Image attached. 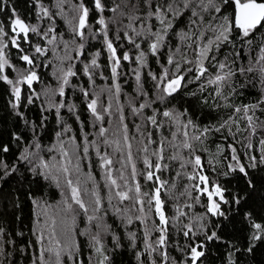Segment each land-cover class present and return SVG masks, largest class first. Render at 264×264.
Returning <instances> with one entry per match:
<instances>
[{
    "label": "snow or ice",
    "instance_id": "snow-or-ice-1",
    "mask_svg": "<svg viewBox=\"0 0 264 264\" xmlns=\"http://www.w3.org/2000/svg\"><path fill=\"white\" fill-rule=\"evenodd\" d=\"M37 3L40 8L37 18H47L54 25V16L60 15L68 25L70 39H64L54 26L41 31L38 24L26 22L14 10L8 25L11 35L0 22V81L10 86L14 98L12 107L19 109L22 100H26L27 106L43 99L41 113L55 110L59 122L64 124L51 146L42 145L37 126L31 124L34 138L23 146L17 157L33 175L50 181L61 193V200L56 204L47 201L40 204L33 199V203L42 208L43 220L37 216L33 234L38 248L32 264H66V257L72 264H85L77 236L85 237L91 250L86 257L87 264H110L102 237L110 235L116 247H120V237L105 219L110 212L125 227L139 221L143 228L144 252L149 257L158 254L162 264H177L167 252L172 235L170 229L191 238L192 242L179 250L185 255L183 264L189 261L197 264L204 256L205 244L197 242L195 237L203 234L207 241L218 239L215 231L208 234L204 222L209 214L223 216L221 204L228 201L224 196L225 190L210 180L205 172L206 165L198 153L201 150L206 152L207 148L199 149L196 145L205 144L211 134L222 133V130H227L235 141L237 133L242 131L236 119V114L241 112L247 120L243 131H247L249 136L256 135L258 129L264 130V121L257 123L258 118L255 117L257 110L264 112L261 107L264 105V0H111V6L102 0H93L95 12L99 14L95 24L99 28L90 22L92 9L84 0H76L75 3L73 0H55L57 13H52L39 0ZM65 6H68L67 12ZM105 11L112 15L106 17ZM179 22H183V27L177 30ZM30 34L45 39L46 45L53 47L33 43ZM173 36L179 42L175 47L171 44ZM95 40L102 41L108 54L112 83L92 92L80 88L91 116V130L84 131L79 141L75 135L64 140L62 136L71 133L72 128L64 123L60 115L62 108H67L75 116L82 131L84 122L75 104H66L63 99L57 101L56 96L63 98L66 87H74L71 78L78 72L73 61L84 56L89 42ZM117 42L121 48L124 42L131 48L119 55ZM10 45L16 49L24 67L12 63L8 54ZM23 45H29L31 53L26 52ZM180 45L191 50V58ZM132 49L135 50L134 55L131 54ZM49 52L52 58H48ZM71 52L76 53L75 57ZM99 56L100 51L97 50L92 53L90 61H81L83 74L93 86L96 70L101 68ZM162 56L165 57L164 62H161ZM149 57L155 58L159 72L151 68ZM53 60L57 61L54 65ZM122 61L135 63L131 69L135 81L131 94L124 93L120 83L121 77L127 75L123 72ZM50 65L53 66L52 76L56 84L46 83L37 92L34 83L43 82L38 69ZM145 71L152 82L150 89L145 87ZM238 77L241 79L237 80ZM100 78L108 79L103 72H100ZM197 82H201L198 84L200 91H204L206 86H215L214 98H222L225 101L223 106L233 109L227 119L201 128L190 117L188 109L179 111L169 106L177 93ZM256 82L261 85L256 103L240 106L227 103L228 97L223 91L225 85L232 93H237V85L239 88L255 87ZM105 93L107 103L101 100ZM122 94L126 96V103L120 102ZM190 95L195 97L197 93L191 92ZM203 103L207 104L206 98ZM17 115L24 118L22 112L17 111ZM46 119L42 115L40 127ZM24 122L29 124L27 119ZM233 125L236 126L235 132L232 131ZM14 139L21 141L22 137L14 136ZM227 139L224 137L225 141ZM259 145L260 163L264 164V139H260ZM244 147L251 149L253 145L249 141ZM227 150L231 161L235 162H229L228 169L247 175L234 143H229ZM8 151L4 146L3 152ZM225 151L223 145L217 144V155ZM93 157L106 189L103 197L100 181L93 174ZM214 159L215 156L209 159L207 166H212ZM248 159L252 162L250 166L256 167V157L249 156ZM0 170L6 177L18 169L15 164L9 169L8 164L0 159ZM212 170L215 171V167ZM165 173H172L171 183L164 178ZM181 180L187 183L177 192ZM193 192L197 195L193 196ZM201 197L207 200L203 204L204 214L193 211L190 215L185 211L201 204ZM181 198H185L183 203ZM168 201L173 202L171 216L166 212ZM235 202L239 203V200ZM81 216L88 224L82 230L77 223ZM248 216L250 219L251 214ZM252 228L251 242L264 239V225L253 221ZM154 233H158L155 239L152 238ZM128 239L135 248L136 232H128ZM253 246L254 243H250L247 250L251 252ZM3 255L0 247V256ZM141 255L143 253H137L138 264H143ZM151 264H157L154 258Z\"/></svg>",
    "mask_w": 264,
    "mask_h": 264
},
{
    "label": "trees",
    "instance_id": "trees-1",
    "mask_svg": "<svg viewBox=\"0 0 264 264\" xmlns=\"http://www.w3.org/2000/svg\"><path fill=\"white\" fill-rule=\"evenodd\" d=\"M75 3L76 0H73ZM86 6L92 9L90 13V22L94 24L95 28H99V25L95 24V19L98 17V13L95 12L93 0H84ZM107 6H111V0H102ZM44 7L49 8L52 13H57L58 9L54 7L55 0H39ZM13 10L15 13L23 20L30 24H38L41 31L47 29L49 26H54L57 33H62L64 39H70V32L66 21L60 16H54V25L52 21L47 18L44 20H39L38 14H40V8L38 6L37 0H0V22L5 25V30L9 31V22L12 18ZM68 11V6L64 9ZM104 15L110 17L112 13L105 11ZM183 27V22H179L177 25V30ZM112 26L110 25V29ZM264 31V30H262ZM9 35L11 32L9 31ZM110 37L113 36L112 31L109 32ZM30 38L33 43H40L42 46H47L49 48L53 46L46 45V40L41 39L39 36L30 34ZM59 40V37H58ZM171 44L175 47L179 44L176 37L171 38ZM26 52L31 53V48L29 45H23ZM118 48V54L122 55L123 51L131 48L126 42H124V47L121 48L119 42L116 43ZM182 50L188 52L191 58L192 53L190 49H186L185 46L180 45ZM9 51V56L13 64L17 67H24L23 62L19 61L18 53L16 49L11 48ZM237 48H239V43H237ZM100 51V56L98 58V63L101 68L96 70L94 76L95 86L91 85L88 78L83 74L82 68L83 64L81 61L88 62L92 58V53ZM64 55L63 52L59 53ZM75 57L76 53H70ZM132 55L135 54V50L132 49ZM107 52L104 49V45L101 40L90 41L86 47L84 56L80 57L78 60L73 62L76 65V70L78 72L76 77L71 78V84L74 87H66L65 97L61 98L56 96V100H64L66 104H75L77 106V112L80 115L81 121L84 122V129L81 130L80 122L75 119L67 108H62L60 110V115L63 117L64 123L70 125L72 132L62 136V139L67 140L70 135H75L77 140L83 135L84 131H90L91 116L86 108V101L80 92V88L89 89L90 92L98 91V88L105 85H110L111 73L108 67ZM48 58L51 57V52L48 54ZM223 57L221 56L220 59ZM179 59V56L177 57ZM165 57H161V62H164ZM57 61L53 60V65ZM149 64L151 68L159 72V66L155 62L154 57H149ZM123 72L127 73L126 76H122L120 83L124 90V93H133V88L135 87V81L132 76L131 69L135 67V63L123 62ZM53 66L40 67L38 69V74L42 77V83H34L33 87L37 92H40L46 83L55 86L56 81L52 76ZM214 71V70H213ZM100 72H103L104 77L108 79H101ZM15 73H13V76ZM144 78L147 80L145 84L146 88L151 87V80L147 78V72L144 73ZM241 78H237L240 80ZM203 82V81H201ZM201 82L189 84L187 88L183 89L181 92L175 95L174 99H171L170 107H175L179 111L188 109L190 117L196 121V123L203 128L209 124L217 125L220 121L228 118L229 115L233 113L232 108L224 107L225 101L220 97L214 98V87L206 86L204 91H200L198 84ZM234 83H236L234 81ZM261 85L256 82V86L252 87L249 85L246 88H239L237 85V93H232L231 89L225 85L224 95L228 97L227 103H231L235 106H240L243 104L256 103L260 97ZM26 90V88H25ZM191 92H196L197 95L193 97L190 95ZM92 98V97H90ZM207 99V104L203 103L204 99ZM13 96L11 94L10 86L0 81V159H3L9 166V169L15 164L17 166V171L12 172L11 175L4 176V172L0 170V247L3 248L4 255L0 256V264H32L33 256L37 252L38 245H36V238L33 234L36 230V219L37 216L41 217L43 220L42 208L37 204L33 203V199L43 204L45 201L56 204L61 200L60 189H58L50 181L44 180L40 176L33 175L31 171L28 170L26 165L21 164L17 157L20 154L23 146L32 141L33 132L31 124L37 126V131L40 136L42 145L51 146L56 142V133L61 131L64 124L60 123L55 110L41 113L40 105L43 99L37 100L32 105H26V100H22L19 109H14L12 107ZM107 94L101 96V100L107 103ZM121 103H126V96L121 95ZM264 108V105L261 106ZM17 111L23 113V119L20 115H17ZM126 115H128L126 110ZM250 115L252 113H249ZM42 115L47 117L43 123V127H40ZM255 117L259 121H264V112L257 110L255 112ZM24 119L29 121V124H25ZM131 119V118H130ZM184 119H187L186 117ZM236 119L239 122V128L242 130L236 135V140L233 141L232 137L229 136L227 130H222V133L211 134L208 141L205 144H197V148L204 149L207 151H199L198 154L202 156V160L205 163V172L210 177V180L215 181L221 185L225 190L224 196L228 201L227 204H221V209L224 212L223 216H211L208 215L205 220L206 230L210 235L213 231L217 233L218 239L207 241L203 234L195 237L197 242H203L205 247L203 249L204 256L201 257L197 264H264V239L251 242L250 236L252 235L254 229L252 228V222L260 223L264 225V164L260 163V139H264V130L258 129L256 135L249 136L247 131H243L247 127V120L243 118V113L236 114ZM131 128V123L129 124ZM232 131H236V126H232ZM167 135V132L165 133ZM14 136L22 137L21 141L14 139ZM224 137H228L227 141ZM92 139V137H89ZM249 141L252 143L253 147L247 149L244 145L248 144ZM229 143H234L237 148V153L240 155L241 163L244 164L247 175L237 171H230L228 169V163H235L231 161L230 153L227 150V145ZM217 144H221L225 147L226 151L223 154L217 155ZM7 146L9 151L7 153L3 152V147ZM154 147V146H153ZM215 156L214 163L212 166H207V161L213 159ZM249 156L256 157V167H251V161L248 159ZM227 157V159H225ZM93 174L96 176L97 181H100V192L101 196L106 195V189L103 187V182L100 180V173L95 165V158L93 157ZM138 167L142 165L138 164ZM176 165L173 164V168ZM215 167V171L212 170ZM87 171V168H85ZM227 172L228 175L225 176L224 173ZM164 178L172 182V173H165ZM141 183H143V179ZM187 183V181L181 180L178 186L177 192L182 190V185ZM163 195V194H162ZM193 196L197 193L193 192ZM166 199V197H165ZM239 203H236V200ZM185 198H181V203H183ZM105 206H107V201H104ZM206 197H201V204L195 206L193 210L185 209L191 215L194 211L197 214H204L205 208L203 204H206ZM173 202L168 201L166 204V212L169 216L173 214ZM248 214H251L249 219ZM106 222L112 226L113 231L116 235L120 237V247H116L110 235L102 237V243L105 245V253L110 257V264H138L137 253L141 252L140 259L143 264H151V260L154 258L157 264H162L161 257L158 254H153L149 257L143 249V228L139 221H134L133 224L127 225L126 227L122 225L121 221L111 214L105 218ZM158 222V221H157ZM187 222V220H185ZM79 229H84L88 227L86 219L81 216L77 220ZM151 223V221H149ZM94 230V229H93ZM172 235L169 239V244L167 247V252L170 257L174 258L177 264H183L185 259L184 253H182L179 248L183 247L187 243H191V238H185L181 234L175 232L174 229H170ZM128 232H136L137 241L136 246L133 248L131 242L128 239ZM158 233H154L152 238ZM77 240L81 244V254L85 258V264H87L86 257L91 254V250L87 247V241L85 237L77 236ZM250 243H254L252 251L249 252L247 249ZM179 246V247H178ZM186 251V250H185ZM66 264H72L71 260L65 258ZM188 264H191L189 261Z\"/></svg>",
    "mask_w": 264,
    "mask_h": 264
}]
</instances>
